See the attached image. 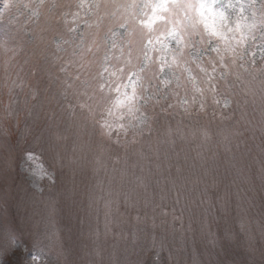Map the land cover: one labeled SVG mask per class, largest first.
<instances>
[{
  "label": "clouds",
  "instance_id": "obj_1",
  "mask_svg": "<svg viewBox=\"0 0 264 264\" xmlns=\"http://www.w3.org/2000/svg\"><path fill=\"white\" fill-rule=\"evenodd\" d=\"M126 2L127 0H117L121 5ZM191 2V9L186 3H181L172 8L171 12H163L162 15L167 19L159 22L156 27L162 30L168 26L169 21L194 23V39L207 50V56L211 60H218L223 54L225 62H230L231 57L225 49L233 44L238 58L242 51L253 46L251 35L264 32V0H260L258 7L255 6V0H204L205 15H208L209 8L219 14L217 28L224 33L226 39L213 35L197 14L196 7L200 0ZM3 4L5 10L14 7L19 12L20 39L15 55L12 52H0V97L7 93L6 76L19 73V77L25 82L23 90L20 91L24 92L29 103H33L30 99V88L36 85L38 79L32 73L46 60L57 55L54 40L63 30L65 13L80 11L79 0H17L14 5L11 0H3ZM147 11L151 12V8ZM113 12L119 15L123 8L117 9L112 0H100L98 9L80 11V19L81 22L85 18L92 22L99 20L96 35L103 42L108 30L116 27L114 21L117 17L113 16ZM238 25L242 30H247L248 25L253 26L249 39L245 42L246 47L236 43L239 39L236 31ZM142 31L145 39L154 35L146 30ZM213 49L217 51L214 52ZM9 59L11 62L6 71L5 61ZM208 62L206 59L205 63ZM39 79L46 81L43 87L39 84L42 99L47 87V77L41 73ZM218 87L230 97L228 108L222 105L217 107L209 99L205 111L193 110L188 115L182 112L170 114L169 123L173 128L179 127L182 136L174 135V144L161 145V157L167 154L171 167L169 169L166 166L164 179H161L159 185L153 181L147 191L137 187L132 182L131 175L122 177L119 169L123 166L126 152L130 156L140 150L148 152L149 145L155 147L156 141L166 132L168 123L153 124L151 133L136 135L133 131L135 116L153 118L160 111L158 107L145 104L143 99L136 101L138 107L134 114H129L127 109L110 114L108 109L111 105L107 99L98 101L91 114L87 109L81 110L78 106L75 115L62 114L56 106L48 107L49 111H59L63 118L48 133L47 150L50 160L46 167L47 174L42 178L32 174L31 164L27 160L28 153L24 154L21 162L28 187L32 190L34 199L39 202L44 218L55 228L56 217L65 211L83 209L97 203L101 199L99 193L100 186L103 185L104 189L107 187L116 190L119 206L117 208L114 203L112 213L121 214V192L124 195L123 203L126 196L131 198L133 206L126 207L124 203L125 213L122 214L130 224L147 225L154 229L170 228L175 215L180 217L175 221L183 225V214L178 216L175 212H168L167 217L161 215L162 204L167 199L162 201L160 192L170 186V177L176 182V191L187 194V205L199 210L200 214L195 221L198 225H202L204 229H218L226 236L230 234V242H236L241 237H250L253 225H258V221L249 212L256 193L252 190V195L249 196L245 190V186L252 185V177L246 173L242 163L236 166L243 169L242 173H238L236 167H233L232 153L225 150L224 139L230 132L238 129L242 133L238 138L243 141L240 149L242 152L249 139L257 134L264 136L261 131L264 129V80L253 81L250 85L230 80L226 88L224 82L220 81ZM246 87H250L251 91L245 92ZM50 91L49 89V93ZM35 104L39 105L40 101H35ZM8 116L12 117V114L8 113ZM12 118L19 120V116ZM3 119L4 116L0 113V120ZM105 121L112 124L110 131L103 127ZM31 128L32 125H25L22 133L29 134ZM201 129L207 130V140L200 135ZM235 152L233 147V153ZM149 155L152 156V153ZM259 179L264 184V174ZM176 191H169L173 198ZM261 193H264V187L261 188ZM145 198L150 201L147 208L144 206ZM137 201L138 204L135 203ZM137 216L142 217L143 222H138ZM246 250L249 253L254 252L251 247Z\"/></svg>",
  "mask_w": 264,
  "mask_h": 264
},
{
  "label": "snow or ice",
  "instance_id": "obj_2",
  "mask_svg": "<svg viewBox=\"0 0 264 264\" xmlns=\"http://www.w3.org/2000/svg\"><path fill=\"white\" fill-rule=\"evenodd\" d=\"M112 2L116 4L117 9L123 8V12L119 15L113 12V16L117 17L114 21L116 27L108 30L103 42L96 35L99 20L92 22L85 18L81 22L80 19V11L98 9L100 0H79L80 11L65 13L63 30L54 40L57 55L51 60H46L32 73L33 76L42 73L47 77L45 95L41 99L39 87L41 80L38 79L36 85L30 88V99L33 106L35 101L39 100V106L42 108L56 106L60 108L62 114L70 115L76 114V106L81 110L87 109L91 114L97 102L105 99L110 102L111 106L108 109L110 114L121 109H127L129 114H134L138 107L136 101L140 99H143L145 104H151L153 108L158 107L160 111L153 118L135 116L136 124L132 125L133 131L136 135L151 133L153 124L168 123L166 132L156 141L155 147L149 145L148 152L140 150L131 156L126 152L123 166L119 169L122 177L131 175L132 182L147 191L153 181L159 185L161 179H164L165 167L169 169L171 167L169 156L165 154L161 157V145L174 144V135L182 136L181 129L173 128L169 123L170 114L182 112L188 115L193 110L205 111L209 99L217 107L222 105L228 108L231 100L228 94L218 87L220 81L224 82L226 88L230 80L244 85L264 80V32L261 33L259 43L256 42L253 33L251 35L253 46L247 48V51H242L238 58L235 55V44L227 47L225 51L231 60L226 63L223 54L218 60H211L207 56V50L197 44L194 39L196 35L194 23L169 21L168 26L162 30L156 27L159 22L167 19L162 15L163 12H171L172 8L181 3H186L191 9V0H127L124 5L117 3V0ZM205 6L204 0H200L196 7L197 14L213 35L225 38L224 33L217 28L219 14L209 8L206 16ZM149 7L151 12L147 11ZM246 27L247 30H242L238 25L236 29L239 34L236 43L245 47L253 26ZM142 30L154 35L145 39ZM19 39L20 36L11 42L4 41L0 44V49L15 55ZM206 59L209 61L207 64ZM10 62V59L5 61L6 71ZM5 79L9 96L14 89L23 90L25 86L19 73L15 76H6ZM244 91L250 92L251 88L246 87ZM11 114L10 110L9 115ZM103 127L110 131L112 124L105 121ZM261 131L264 135V129ZM200 135L207 140V130L201 129ZM241 135L242 133L235 129L224 139L225 150L232 153L233 167L242 163L243 153L240 149L243 141L238 139ZM233 147L236 149L235 153ZM149 153H152V156ZM28 159L32 162L34 176L42 178L47 174V168L41 160L33 155H29ZM236 170L238 173L243 171L240 167H236ZM168 185L170 186H166L160 192L162 201L167 199L169 191H176V182L170 177ZM100 190L105 191L103 185L100 186ZM108 195L111 196L110 189ZM176 195L180 197L183 192L176 191ZM114 203L118 208V198L104 200V207L109 214ZM124 203L126 207L133 206V201L128 196L125 197ZM149 203L150 201L145 198V208ZM164 209L161 208V215L167 217L169 213ZM136 219L143 222L140 216ZM179 219L180 217L173 216L174 221ZM11 243L16 247L14 239ZM36 259L34 256L33 260Z\"/></svg>",
  "mask_w": 264,
  "mask_h": 264
},
{
  "label": "rangeland",
  "instance_id": "obj_3",
  "mask_svg": "<svg viewBox=\"0 0 264 264\" xmlns=\"http://www.w3.org/2000/svg\"><path fill=\"white\" fill-rule=\"evenodd\" d=\"M16 2L11 0L13 5ZM259 4L260 0H255V6ZM19 19V12L14 7L5 11L0 0V44L19 38ZM261 33L256 35L257 43ZM41 85L46 81L41 80ZM10 110L12 117L19 116L18 121L8 116ZM0 113L4 116L0 120V264H51V260L56 264H264V184L259 179L264 174V136L249 139L242 150V164L253 181L245 190L249 196L252 190L256 193L249 212L258 225H253L250 237L230 242V234L198 225L199 210L187 205L186 193L173 198L168 192L167 202L162 204L167 212L183 214V225L179 221L163 229L132 225L122 215L123 192L119 197L121 214H109L104 207L105 199H116V190H110L109 196L107 187L91 207L57 216L54 228L34 199L21 162L28 153L47 167L48 133L63 117L56 109L33 106L19 89L0 97ZM25 125H32L27 135L22 133ZM249 247L254 252L249 253Z\"/></svg>",
  "mask_w": 264,
  "mask_h": 264
},
{
  "label": "bare ground",
  "instance_id": "obj_4",
  "mask_svg": "<svg viewBox=\"0 0 264 264\" xmlns=\"http://www.w3.org/2000/svg\"><path fill=\"white\" fill-rule=\"evenodd\" d=\"M141 245H138V247H140ZM51 264H56L53 260L50 261Z\"/></svg>",
  "mask_w": 264,
  "mask_h": 264
}]
</instances>
